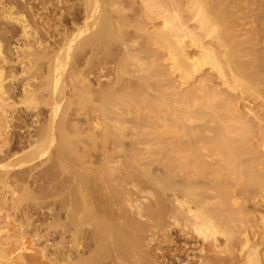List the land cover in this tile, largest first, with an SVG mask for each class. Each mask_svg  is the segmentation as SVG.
<instances>
[{"label":"bare ground","instance_id":"obj_1","mask_svg":"<svg viewBox=\"0 0 264 264\" xmlns=\"http://www.w3.org/2000/svg\"><path fill=\"white\" fill-rule=\"evenodd\" d=\"M15 1L0 2V23L20 32L13 58L0 24V62L36 69L38 82L21 92L27 104L43 91L63 102L46 101L44 124L42 110L26 107L36 116L28 125L11 110L15 88L0 70V264H264V127L254 130L252 109L240 105L248 82L264 109V67L254 58L248 76L233 55L264 50V27L253 18L250 27L237 0H182L198 35L172 0L161 10L150 0H77L76 48L55 29L56 50L32 27L56 37L44 16L54 4ZM71 47L67 81L50 85ZM42 157L50 164L38 184L26 166ZM56 180L69 190L49 208Z\"/></svg>","mask_w":264,"mask_h":264},{"label":"rangeland","instance_id":"obj_2","mask_svg":"<svg viewBox=\"0 0 264 264\" xmlns=\"http://www.w3.org/2000/svg\"><path fill=\"white\" fill-rule=\"evenodd\" d=\"M11 2L12 0H1L0 2H3L4 3V5H8L9 4V2ZM13 1H15V0H13ZM28 1V3H30L31 5H33L34 7H36L35 9H37V8H39V7H41V6H39L38 4H40V0H27ZM44 1H47L48 2V5H49V2H51L50 3V7L54 4V6L52 7V8H50V11H48V13L46 14V12H45V14H44V16H48V15H50L49 16V20H50V24L48 25V26H46L48 29L50 28V30L51 31H49L50 32V35L52 34V36L54 35L53 33H55V29L57 30V32H59L60 33V31H61V33L63 34V33H65V32H67V34H68V36L67 37H69L70 36V38H68L69 40L71 39V40H74L73 42H72V44H73V46H75V48H76V20L74 21V25H72V21L71 20H73L74 19V17L76 18V3H78L77 2V0H60L61 1V8H57L56 7V0H44ZM140 1V0H139ZM147 1H149V0H147ZM169 1H171V0H150V5L152 4L154 7H156V8H158V9H162L163 7L165 8V6L166 7H168V3H169ZM16 2V1H15ZM55 2V3H54ZM175 3V4H177V5H175V7L173 6V5H171V2L169 3V5L171 6V8H175L174 9V11L175 12H178L177 14L180 16L179 18L182 20V22H184V24L185 23H187L188 25H186L187 27H189L190 29L189 30H192V31H195L194 33H196L197 35H198V30L197 29H195L194 27H195V24L193 23V22H190L189 20V16L187 17V14H185L186 12L185 11H183V9L181 10V9H179L181 6H179L180 4H182L181 2H183L182 0H172V3ZM241 2V3H240ZM244 2V3H243ZM17 3H19V2H17ZM235 3H238L239 4V6L241 5L242 7H240L241 9V13H242V15L244 14V15H246V16H242V17H244V18H246V21H247V23H249L250 22V20H251V24H250V27H252V26H254L255 24L257 25V26H260V27H264L263 25H264V0H237ZM230 4V2L228 1V5ZM238 4H237V6H236V8H239V6H238ZM20 5V4H19ZM18 5V6H19ZM21 5H22V3H21ZM20 5V6H21ZM151 5V6H152ZM169 6V7H170ZM173 6V7H172ZM252 6V7H251ZM26 7V5H23L22 6V10H24V8ZM229 7H230V11H231V13H233V8L232 7H234L235 8V5L233 6L232 5V3L229 5ZM247 7V8H246ZM157 9V10H158ZM166 9V8H165ZM167 10H171L170 8L168 9L167 8ZM180 10V11H179ZM245 10H247V11H245ZM259 10V11H258ZM172 11V14L174 13V11H173V9L171 10ZM170 11V12H171ZM236 11H239V10H236ZM250 11V12H249ZM252 11V12H251ZM185 12V13H184ZM234 12H235V10H234ZM257 12V13H256ZM246 13H248V15L246 14ZM250 13V14H249ZM72 15V16H71ZM257 15V16H256ZM261 15V16H260ZM251 18V19H250ZM252 18H253V21H255V22H260L259 24L260 25H258L257 23H255L254 24V22L252 21ZM256 20H255V19ZM56 19H57V21H58V19H60L59 20V22L60 21H62V25H60L61 24V22L59 23V22H57L56 21ZM71 19V20H70ZM189 19V20H188ZM260 19V20H259ZM53 22H52V21ZM64 20V21H63ZM3 21H1V29L3 30V31H8L9 32V34H11L12 33V35L10 36L9 34H8V36L10 37V39L8 40V39H4V38H1V41H4V42H1L2 43V45L4 46V48L6 49V51H8L7 53L8 54H11V56L13 55V48L14 47H16V46H14V45H17V39L19 38V34H20V32H19V28L17 27V26H15V25H12V24H10V23H6V22H3ZM52 22V23H51ZM193 23V24H192ZM54 24V25H53ZM57 26H56V25ZM32 25V24H31ZM50 25H51V27H50ZM65 25V26H64ZM52 26H55L54 28L52 27ZM194 26V27H193ZM32 27H34V33L36 32V33H38V36H40V35H42V36H40L41 37V39H42V41L43 42H45V41H47V42H49V45L50 44H53V40L55 39V42L56 43H54V44H56V45H51V47L52 48H54V49H56L54 46H60V44H61V42H62V40H61V37L60 36H56L57 34H55L54 36H56V37H53V39L51 40V39H49V37H48V35L45 33V32H43L42 30H40L39 28L40 27H37V26H34V25H32ZM250 27L248 26V27H246L247 29H246V31H244L245 33H247V31L248 32H250L249 30H250ZM16 28H18L17 30H16ZM52 28V29H51ZM195 29V30H194ZM66 30V31H65ZM16 31V32H15ZM63 31H65V32H63ZM56 32V33H57ZM60 33V34H61ZM66 34V35H67ZM248 34V33H247ZM45 35H47L46 36V38H45ZM84 35H86V34H84ZM74 36H75V38H74ZM12 37V38H11ZM73 38V39H72ZM243 39H252V36L250 35V34H248L247 36H245V37H242ZM49 39V40H48ZM200 39V38H199ZM242 39V40H243ZM6 40H8L9 42H6ZM70 40V41H71ZM208 40V41H207ZM240 40V39H239ZM50 41H52V42H50ZM11 42V43H10ZM202 43H203V46H204V48H206V49H212V51H215L216 49H215V46L211 43V40L210 39H204V42H203V40H202ZM237 43H239V41H238V39H237ZM8 45V46H7ZM67 45H70V44H68V42H67ZM213 45V46H212ZM71 46V45H70ZM72 46V47H73ZM62 47V46H61ZM70 48V52H73V56H74V60L76 59L75 57H76V50L75 49H73V48ZM208 47V48H207ZM246 48V50H242V49H240V51L239 50H237V51H234L233 52V55H234V59L236 58V59H239V61H237V64L239 65V64H245L246 66L247 65H249V66H247L248 68L249 67H251V65L254 63V61L255 60H258V61H255V65H257V67L258 68H260V69H263V67H264V65H263V63H264V50L262 49V50H260V49H258L259 51H253L252 49H248L249 47H245ZM63 49H64V47H63ZM66 49H68L67 47H65V50ZM244 49V48H243ZM56 50H58V48L56 49ZM261 51V52H260ZM79 52V51H78ZM81 52V51H80ZM79 52V53H80ZM255 52V53H254ZM84 55H86L85 57H89L87 54H84ZM257 55V56H256ZM261 55H263V56H261ZM13 57V56H12ZM14 58V57H13ZM86 58V59H87ZM255 58V60H253ZM28 59H29V57H28ZM27 58H26V60H24L25 62H26V66H28L27 64H28V62H27V60H28ZM33 59V57L31 58V60ZM72 59V62H63V64L61 65V63L62 62H59V64H58V62H56V65L54 66V69L56 68V70H52L53 71V73L51 72L50 73V78H49V76H47L48 77V80L49 81H47V82H49V84L50 85H61L62 83H64V80H65V82L67 81V75H65L66 74V71H64L63 72V70H68V69H70L71 68V66H72V64L73 63H75L76 62V60L74 61ZM85 59V60H86ZM14 60V59H13ZM30 60V59H29ZM83 60H84V58L83 59H81V62H83ZM85 60H84V62H85ZM32 62V61H31ZM46 62L44 61V63H43V65H42V67H45V64ZM221 64H223V62L221 63ZM60 65V66H59ZM223 66H224V64H223ZM260 66H262V67H260ZM60 67V68H59ZM63 67V68H62ZM226 67V66H225ZM225 67H223V69H224V71L225 72H227V67L225 68ZM12 68V69H11ZM27 68V67H26ZM26 68H25V70H26ZM257 68V69H258ZM1 69H4V73L5 74H3L4 76V79L6 78V81L8 82V86L10 87H14L15 88V95H13V96H16L15 98H13L14 100H13V102H15V105L16 106H13L12 108H11V110L13 109V111L15 112V115H16V117L17 116H19V115H27V117H26V120H27V124L29 125L30 123V126H32V124H33V126H34V124H36V116H35V114H34V111L32 110V112H29V111H27L28 109V107H30L31 106V104L29 105V103L27 104L26 103V101H29V100H24L25 101V104L23 103L24 101H23V97H21L22 96V89H23V87H24V85L26 84V83H28V80H29V82L30 83H34V81L36 80V82H38L37 81V79H35L34 77H35V75H37L36 73V69L34 68V69H31V71L29 70L28 71V69H27V72L25 71V73L23 74L22 73V71H23V69H22V67L19 65V64H15V63H12V64H9V66L8 65H3V63L2 62H0V70ZM8 69V70H7ZM58 69V70H57ZM250 69L251 68H249V69H245L244 71L246 72V74H248V73H251V71H250ZM7 70V71H6ZM43 71L45 70V69H42ZM12 71V72H11ZM13 73V75H14V77L12 78V77H10V75ZM22 73V74H21ZM65 73V74H64ZM63 74V75H62ZM250 74H248V76H249ZM16 77V78H15ZM64 77H66V78H64ZM15 78V79H14ZM35 80H34V79ZM37 78H38V76H37ZM52 78V79H51ZM11 79H13V80H11ZM31 79V80H30ZM54 79V80H53ZM56 80H58L59 82H58V84H57V81ZM10 82V83H9ZM55 82V83H54ZM62 82V83H61ZM92 82H94V80H92ZM255 84V83H254ZM243 86H244V90H243V94H242V96H241V98L243 99V100H245L244 102H243V100L241 101V103H240V105H241V109H243L246 113H249V112H247L248 110H247V106H250V108L252 109V111H253V115H255V117L256 118H254V116H252L251 118H250V120L252 121V124L255 126V128H254V130H256L257 129V127H259V126H262V127H264V109H262V108H260L259 106L262 104V101H261V99H260V97H259V94L257 93V91H258V89L255 87V86H253V85H248V82H245L244 84H243ZM43 92H46V93H43L44 94V96H42L41 95V97L39 98V99H37V100H33V102H34V106H33V102H32V100H30V103H32V106L31 107H37V110L39 111V110H42V111H39L40 112V118H41V120H42V124H44V123H46L47 122V119L49 118V115H50V110H51V107L52 106H48V104H55L56 102L57 103H60V105L62 106V102L63 101H61V100H53V99H57L58 97H56V95L55 96H53V95H51L50 93H48L49 91H43ZM48 96V97H46V96ZM50 95V96H49ZM70 95V94H69ZM68 94L66 95V96H69ZM52 96L54 97V98H52ZM49 97H51V98H49ZM46 98H48V99H46ZM66 98H68V97H66ZM69 98H70V96H69ZM25 99V98H24ZM43 99V100H42ZM70 99H72V100H74L75 98L74 97H72V98H70ZM19 100H21V101H23L22 102V104H20L21 102L19 101ZM50 100V101H49ZM37 101H38V103H37ZM44 101V102H43ZM46 101H49V103L47 104V102ZM52 101V102H51ZM55 101V103H53ZM75 101H76V99H75ZM249 103H248V102ZM51 102V103H50ZM44 103H46V107L44 106ZM56 103V105H58ZM76 104L78 103V101H76L75 102ZM81 103V102H80ZM80 103H78V105H76V109H78L79 111L80 110H85L86 111V109H88L87 108V106H89V105H87L85 108L86 109H83V108H81V106L84 104L83 102H82V105L80 104ZM247 103L249 104V105H247ZM251 103V104H250ZM79 104L81 105V106H79ZM245 104H246V106H245ZM85 105V104H84ZM65 106V105H64ZM77 106H79V107H77ZM27 107V108H26ZM73 106H72V108H70L71 109V111L72 110H74L75 108H74ZM83 107V106H82ZM74 108V109H73ZM8 109H10V108H8ZM47 109H48V111H47ZM68 109L69 108H67V110H65V111H68ZM262 110V111H261ZM36 111V110H35ZM21 112V113H20ZM42 112V113H41ZM23 113V114H22ZM71 113V112H70ZM245 113V114H246ZM30 114V115H29ZM34 114V115H33ZM45 117H46V119H45ZM18 118V117H17ZM40 118H39V121H40ZM255 119V120H254ZM254 120V121H253ZM35 121V122H34ZM47 147H48V144L46 145ZM45 146V147H46ZM49 147H50V152L51 151H54V148L49 144ZM48 147V148H49ZM52 147V148H51ZM49 152V153H50ZM45 157V156H44ZM44 157H42L41 159H39V160H36V161H34L32 164H28L26 167L29 169H26V170H28L27 171V175L29 174H31L33 177H31L32 178V181H36V183H38L37 182V180L35 179L37 176H38V171L40 172V171H42L43 170V168H45V166H48L49 164H50V162H48L47 161V159H45ZM34 168H36V169H34ZM47 168V167H46ZM58 167H56L54 170L55 171H58L59 170V168L57 169ZM30 171V172H29ZM54 171V172H55ZM61 170H59V172H60ZM35 173V174H34ZM13 174L14 175H20V171H18V170H16V171H14L13 172ZM60 177H62V175H60ZM31 178H29L30 180H31ZM54 183V186L53 187H51V185L49 184L48 185V187H50V189L51 190H49V192L51 193V195L53 196H51L50 195V197H48L46 200H44L45 202H48V203H52V202H54V201H56V200H58V199H60L59 198V196L61 195H67V194H64V193H68V191L67 190H69V189H66V188H68L67 186L68 185H66V188H65V186H63L64 188H62V187H60L61 185L59 184V185H57L58 183H59V180H56V181H54L53 182ZM39 184V183H38ZM20 186V185H19ZM18 186V187H19ZM58 186L60 187V188H58ZM47 187V188H48ZM55 187V189H53ZM56 187H57V190H56ZM61 189H62V191H61ZM64 189V190H63ZM48 191V190H47ZM58 191H60V192H58ZM60 193V194H59ZM56 195V196H55ZM38 196V195H37ZM50 199V200H49ZM50 203V204H51ZM24 205H25V203H24ZM23 206V205H22ZM50 207L49 208H52V206H53V204H51V205H49ZM260 209H262L263 210V208H260ZM1 223V222H0ZM40 250H41V248H40ZM160 249H158V250H156L157 251V253H156V251L153 253V254H158L159 256H160V254L161 255H171V254H173L172 252H170L169 254H168V252L166 251V250H162V251H159ZM166 252V253H165ZM162 259V258H161Z\"/></svg>","mask_w":264,"mask_h":264}]
</instances>
